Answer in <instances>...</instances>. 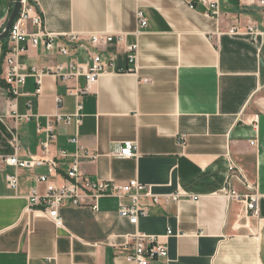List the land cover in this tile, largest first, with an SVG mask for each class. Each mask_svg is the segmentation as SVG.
Listing matches in <instances>:
<instances>
[{
  "label": "crops",
  "instance_id": "1",
  "mask_svg": "<svg viewBox=\"0 0 264 264\" xmlns=\"http://www.w3.org/2000/svg\"><path fill=\"white\" fill-rule=\"evenodd\" d=\"M33 1L45 30L71 54L30 47L21 58L27 70L52 71L71 60L87 66L95 52L116 68L79 100L68 91L86 89L84 77L63 82L48 75L39 95L35 79L28 78L16 110L25 116L32 102L34 117L18 122L7 116L9 94L0 63V264H133L126 260L134 252L133 235L161 237L169 231L172 236L161 241L173 264H264V34L255 40L246 32L249 25L262 28L259 0H220L218 18L209 16L205 5L191 9L190 0ZM12 4L0 0V32ZM138 11L148 20L146 28L139 26ZM234 28L240 32L231 33ZM100 34L114 40L93 48L88 39ZM70 35L84 40L71 43ZM132 45H138L136 65L128 59ZM79 102L82 123L73 119L56 127L50 154L58 163L54 181L62 184L66 178L76 152L70 139L78 136L81 146L98 155L95 164L82 160L85 176L120 185L138 180L154 195L180 194L179 202L157 205L143 198L148 216L136 226L120 216L117 198L101 199L97 211L61 208V229L28 212L29 194L48 169H20L18 188L9 187L15 169L4 159L16 153L13 132L19 136L20 159L46 158L38 126L59 114L75 115ZM128 141L138 145L134 159L118 155ZM61 151L68 156L59 157ZM232 163L257 188L256 216L245 201L226 196ZM38 187L45 191V185ZM236 189L248 193L240 184Z\"/></svg>",
  "mask_w": 264,
  "mask_h": 264
},
{
  "label": "built area",
  "instance_id": "2",
  "mask_svg": "<svg viewBox=\"0 0 264 264\" xmlns=\"http://www.w3.org/2000/svg\"><path fill=\"white\" fill-rule=\"evenodd\" d=\"M240 3H247L249 0H238ZM16 0H13L12 9ZM259 5L264 6V0H259ZM205 5L208 8V15L212 17H220L219 5L220 0H190L189 7L195 9L196 5ZM137 20L141 28L148 26V20L143 11H138ZM33 29V30H32ZM240 30L234 28L231 33L238 34ZM247 34L257 39L264 34V20L262 28L257 25H249ZM57 36L49 34L44 27L43 16L37 11V7L33 0H22L21 11L18 19L15 21L7 42L4 44V54L0 55V63L3 69V79L7 85L9 94L8 101V118L16 121H29L33 115V104L28 103V114L20 116L17 113V98L20 95V89L26 84L28 78H34L38 86L37 94H40L44 78L53 75L63 82H70L84 77L86 80V89H70L68 93L80 99L81 95L89 92L90 88L96 85L102 75L108 70H115L114 62H107L98 52L93 53L90 65L84 66L76 63L74 60L68 63L58 65L52 71H44L39 67H32L27 70L21 64V58L26 55L30 47H38L42 45L48 51L58 50L64 56H70V50L67 46L58 41ZM66 39L71 43H80L81 35H70ZM114 40L110 35H93L89 37L93 48L104 47ZM120 43L124 42V38H119ZM129 54V62L133 65L138 61V45H132L127 48ZM63 103L62 97L57 98V104L60 107ZM83 105L78 103L77 112L73 116L56 115L55 119L49 120L45 127L39 125L38 131L45 135V139L41 141V150L46 158L28 156L20 159L17 155L21 145L17 132H13L12 144L15 148V155L4 159L6 165L13 167L15 172L8 176V184L11 189L18 188L20 169H32L36 167H47L48 174L37 178L36 186L32 188L29 194L28 212H36L41 216L48 218L57 228H63V219L60 215V209L71 205L75 207H89L93 211L99 209V202L103 198H117L122 201L119 214L122 218L127 219L131 225L136 226L142 217L148 216L146 208L141 206L143 198H149L157 205H167L172 202H179L181 195L159 196L154 195L152 187L140 183L138 180H132L126 185H120L113 181L92 180L85 176L82 170V160L87 159L90 163L95 164L98 155L90 153L80 144L78 136L70 139V143L75 145L74 162L66 172L62 184H57L54 178L59 176L58 163L50 156L52 146L56 141V127L58 124L66 126L75 119L76 123H82ZM254 145V143H252ZM59 157L65 158L68 153L59 152ZM119 156L126 159H134L138 157V145L135 142H125ZM45 185V191L39 190V185ZM240 184L248 193L240 194L236 189V185ZM226 196L232 200H243L247 204L249 213L258 215L260 195L255 185H253L239 169L236 163L231 164L230 175L227 181ZM124 199H129L130 203L125 204ZM173 234L169 231L166 236H148L145 234H135L132 236L134 252L126 257L129 263L133 264H151L154 261L162 260L165 264H173L169 259V252L166 243L161 239L169 238Z\"/></svg>",
  "mask_w": 264,
  "mask_h": 264
},
{
  "label": "water",
  "instance_id": "3",
  "mask_svg": "<svg viewBox=\"0 0 264 264\" xmlns=\"http://www.w3.org/2000/svg\"><path fill=\"white\" fill-rule=\"evenodd\" d=\"M21 1L22 0H16L15 5L11 11V14L9 16V19L3 28V30L0 32V52L2 49L3 44L7 42L8 36L11 32V29L15 23V21L18 19L20 11H21Z\"/></svg>",
  "mask_w": 264,
  "mask_h": 264
}]
</instances>
